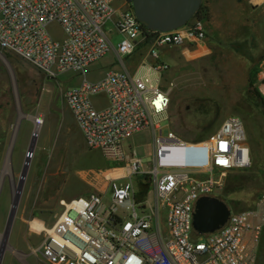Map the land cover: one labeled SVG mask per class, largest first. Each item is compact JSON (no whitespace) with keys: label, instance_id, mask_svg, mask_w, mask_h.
Wrapping results in <instances>:
<instances>
[{"label":"built area","instance_id":"built-area-1","mask_svg":"<svg viewBox=\"0 0 264 264\" xmlns=\"http://www.w3.org/2000/svg\"><path fill=\"white\" fill-rule=\"evenodd\" d=\"M249 2L264 6V0ZM53 25L61 39L50 31ZM206 26L193 17L176 30L152 31L137 19L132 0H0V50L54 79L72 73L74 82L78 76L64 97L84 141L113 170H123L108 179L106 190L62 201L48 229L33 231L30 225L36 235L44 234L36 253L45 264H256L248 234H259L263 212L231 211L224 226L204 235L193 226L197 201L218 197L228 174L252 164L243 119L227 116L199 140L182 139L166 124L171 89L161 83L169 66L160 49L198 47L208 37ZM111 48L123 66L125 58L146 51L140 67L157 78L125 67L89 78L88 69ZM147 58L153 61L145 64ZM258 84L264 98V61ZM144 131L152 136L148 163L126 147ZM136 176L148 184L141 199Z\"/></svg>","mask_w":264,"mask_h":264},{"label":"rangeland","instance_id":"rangeland-1","mask_svg":"<svg viewBox=\"0 0 264 264\" xmlns=\"http://www.w3.org/2000/svg\"><path fill=\"white\" fill-rule=\"evenodd\" d=\"M202 3L210 10L206 41L189 50L160 49L161 60L169 66L161 83L171 89L170 122L166 124L182 139L199 140L217 130L227 116H240L252 164L228 174L218 197L232 212L252 209L264 213V104L254 92L264 61V6L255 7L249 0ZM50 31L57 39L63 36L57 25ZM135 55L138 67L146 51L139 50ZM152 61L147 58L145 64ZM124 62L132 69L131 59ZM122 69L116 50L111 48L88 69V74L89 78H100L108 71ZM147 74L157 78L146 68L138 70V75ZM71 76L51 78L0 50V235L33 133H39L2 264H45L36 253L44 234L32 232L30 222L40 220L49 228L62 211V201L106 190L111 178L107 175L115 168L84 141L64 97L69 86L80 82L78 76L74 82L69 81ZM20 114L24 117L18 124ZM33 118L42 119L39 130ZM126 147L148 163L153 148L151 132L134 135ZM8 162L10 172L6 173ZM140 179L136 176L133 182L141 199L146 185ZM254 222L258 224V218ZM248 242L256 264H264V226L258 235L250 232Z\"/></svg>","mask_w":264,"mask_h":264},{"label":"water","instance_id":"water-1","mask_svg":"<svg viewBox=\"0 0 264 264\" xmlns=\"http://www.w3.org/2000/svg\"><path fill=\"white\" fill-rule=\"evenodd\" d=\"M203 0H132V6L137 19L152 31L168 32L186 25L198 12ZM19 115L18 124L23 119ZM34 121V118H33ZM38 131L33 133L20 179L13 193L11 210L5 230L0 235V264L9 244V237L15 222L17 210L21 201L25 181L27 179L37 140ZM231 214L229 205L217 196L201 197L195 207L193 216L194 230L198 235L215 232L226 224Z\"/></svg>","mask_w":264,"mask_h":264},{"label":"bare ground","instance_id":"bare-ground-1","mask_svg":"<svg viewBox=\"0 0 264 264\" xmlns=\"http://www.w3.org/2000/svg\"><path fill=\"white\" fill-rule=\"evenodd\" d=\"M256 1H259V0H256ZM34 122L36 124V129L39 130L40 127H41V124H42V119L41 118H35L34 119ZM9 162L7 163L6 165V170L5 171H8L10 172V166H9ZM123 173V170L120 169V170H112L107 176L108 177H116V176H119ZM30 225H31V230L33 231H38V230H43L44 229H48L46 228V226H43L39 221H32L30 222Z\"/></svg>","mask_w":264,"mask_h":264},{"label":"trees","instance_id":"trees-1","mask_svg":"<svg viewBox=\"0 0 264 264\" xmlns=\"http://www.w3.org/2000/svg\"><path fill=\"white\" fill-rule=\"evenodd\" d=\"M194 17L208 21L210 18L208 8L205 7L202 3L198 12L196 13V15ZM3 53L8 57L9 53H6V52H3ZM254 92L259 98H261V100L263 101V104H264V98L262 97V95L260 94L258 89L255 88ZM146 186L148 187V184Z\"/></svg>","mask_w":264,"mask_h":264},{"label":"crops","instance_id":"crops-1","mask_svg":"<svg viewBox=\"0 0 264 264\" xmlns=\"http://www.w3.org/2000/svg\"><path fill=\"white\" fill-rule=\"evenodd\" d=\"M204 6H205V5H204ZM205 7H207V6H205ZM207 8H208V7H207ZM208 11H209V15H210V10H209V8H208ZM209 21H210V18H209V20H208L207 22H209ZM208 27H209V26H208V23H207V26H206V28H207V32L209 31V28H208ZM200 46H201V45H200ZM200 46H198V47H200ZM201 48H203V47H201ZM128 59H131V60H132V67H131L132 69L127 68V66H126V64H125L124 67L126 68V70L129 71V72H131V73H132V71L134 70L133 73H135V72L138 73V70L142 68V67H140V65H138V67H136L139 58H138L136 55H133V56H131V57L128 58Z\"/></svg>","mask_w":264,"mask_h":264},{"label":"flooded vegetation","instance_id":"flooded-vegetation-1","mask_svg":"<svg viewBox=\"0 0 264 264\" xmlns=\"http://www.w3.org/2000/svg\"><path fill=\"white\" fill-rule=\"evenodd\" d=\"M6 173H9V172L7 171ZM10 183H12V187H13V186H14V181L11 180ZM17 184H18V183H17ZM15 189H16V186H15ZM10 210H11V208H10ZM9 212H10V211H9Z\"/></svg>","mask_w":264,"mask_h":264}]
</instances>
